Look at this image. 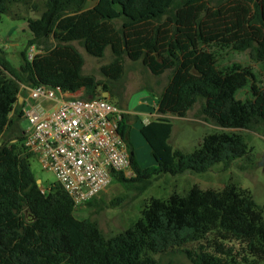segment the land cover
Here are the masks:
<instances>
[{
	"label": "trees",
	"instance_id": "1",
	"mask_svg": "<svg viewBox=\"0 0 264 264\" xmlns=\"http://www.w3.org/2000/svg\"><path fill=\"white\" fill-rule=\"evenodd\" d=\"M28 1L0 0V22L14 3ZM40 1L39 16L26 20L30 39L18 67L0 55V138L10 132L22 144L23 131L17 127L23 118L18 102L22 85L81 91L84 99L101 97L99 84L82 74L84 59L73 42L94 58H102L108 48L112 60L101 70L112 80L120 78L124 58L139 61L154 76L174 70L157 96L160 117L139 128L154 166H139L129 137L131 123L123 114L119 134L133 176L113 173V182L134 183L141 193L160 175L228 167L250 151L243 130L256 126L264 136V94L252 87V99L239 104L235 94L248 73H220L200 47L239 43V50L252 49L254 59L264 63V0H226L217 7L209 0H98L89 9L87 0ZM32 7L37 10L35 3ZM32 45L43 46L44 52L28 61ZM196 103L198 116L221 131L205 135L190 153L174 150L169 144L172 122L163 115L185 118ZM14 141H0V264H159L153 254L173 248L191 264H264V207L246 189L194 185L185 195L151 198L130 227L106 237L94 221L74 216L73 203L59 184L41 192L30 170L31 155L15 153ZM193 242L196 249H182Z\"/></svg>",
	"mask_w": 264,
	"mask_h": 264
},
{
	"label": "rangeland",
	"instance_id": "2",
	"mask_svg": "<svg viewBox=\"0 0 264 264\" xmlns=\"http://www.w3.org/2000/svg\"><path fill=\"white\" fill-rule=\"evenodd\" d=\"M94 0H87L86 4ZM212 7H217L226 0H209ZM35 3L37 10L32 4ZM42 11L40 0H30L27 4L14 3L1 18L0 22V55L15 68L20 63V52L27 47L30 34L26 28L28 18H36ZM81 53L84 59L82 74L90 76L99 84L98 91L101 97L119 106L124 114L128 115L131 123L129 137L135 151L137 162L141 168L154 166L148 145L139 133L141 124L160 117L156 112L157 96L171 79L174 70H167L159 76H154L139 61L132 62L123 59V71L118 80H112L102 73V67L112 60L107 48L102 58H94L76 43H72ZM239 43L224 45L219 43L200 44L202 50L211 54L216 69L222 74L233 72L248 73L244 87L235 94L236 101L240 104L252 99V87L259 94H264V63L254 59L252 49L239 50ZM38 54L44 52L41 45H36ZM103 87L106 89L103 90ZM80 96L82 92L80 91ZM19 95H24L20 92ZM199 103L187 113L185 118H179L175 114H166L172 122V132L169 144L174 150L190 153L200 147L202 137L221 131V129L209 124H202V118L198 116ZM135 117L139 119L135 121ZM29 126L28 121L22 118L17 122L19 131H24ZM246 143L250 149L248 155L240 160H235L228 167L222 164L214 165L209 171L201 174H183L171 176L164 174L151 180V185L141 193L134 189L133 184H121L111 182L100 193L91 205L74 210L77 219H89L94 221L100 231L110 237L130 227L141 216L144 205L151 198L166 199L170 194L185 195L189 189L196 185L202 190H220L227 185H234L240 189L248 190L255 202L264 207V168L259 161L264 156V137L259 135V127L251 126L243 130ZM15 140L17 154H22L21 140L14 139L10 132H5L0 141L12 143ZM24 154V153H23ZM30 170L38 185L48 189L50 185L57 183L55 175L42 168L36 157L29 159ZM197 243H188L183 250H194ZM153 258L159 264H191L186 255L173 248L164 254H153Z\"/></svg>",
	"mask_w": 264,
	"mask_h": 264
},
{
	"label": "built area",
	"instance_id": "3",
	"mask_svg": "<svg viewBox=\"0 0 264 264\" xmlns=\"http://www.w3.org/2000/svg\"><path fill=\"white\" fill-rule=\"evenodd\" d=\"M37 47L28 48L31 61ZM24 154L36 157L50 170L57 184L70 197L73 210L94 200L112 182L113 173L133 176L129 153L119 134L124 111L108 99H84L80 91L60 87L21 86ZM41 188V187H40ZM45 193L46 189L41 188Z\"/></svg>",
	"mask_w": 264,
	"mask_h": 264
},
{
	"label": "crops",
	"instance_id": "4",
	"mask_svg": "<svg viewBox=\"0 0 264 264\" xmlns=\"http://www.w3.org/2000/svg\"><path fill=\"white\" fill-rule=\"evenodd\" d=\"M98 0H94L92 3H90L89 5L88 4H85V8L86 9H89V8H92L95 4H96V2H97ZM183 119V118H182ZM201 123L202 124H205V125H207V122H205V121H201ZM145 124V123H144ZM220 129V128H219ZM259 135H261L262 136V133L259 131ZM262 137H264V136H262ZM203 138V137H202ZM135 152V151H134Z\"/></svg>",
	"mask_w": 264,
	"mask_h": 264
},
{
	"label": "water",
	"instance_id": "5",
	"mask_svg": "<svg viewBox=\"0 0 264 264\" xmlns=\"http://www.w3.org/2000/svg\"><path fill=\"white\" fill-rule=\"evenodd\" d=\"M104 97H105V96H104ZM18 102H19V104L22 103V99H21L20 97L18 98ZM259 165H260L262 168H264V156H262L261 160L259 161Z\"/></svg>",
	"mask_w": 264,
	"mask_h": 264
}]
</instances>
